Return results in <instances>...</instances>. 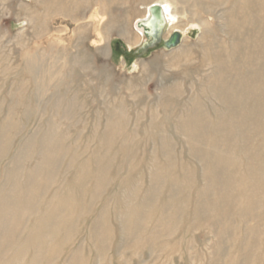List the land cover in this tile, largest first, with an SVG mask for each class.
<instances>
[{
    "label": "rangeland",
    "instance_id": "rangeland-1",
    "mask_svg": "<svg viewBox=\"0 0 264 264\" xmlns=\"http://www.w3.org/2000/svg\"><path fill=\"white\" fill-rule=\"evenodd\" d=\"M152 1L0 0V264H264V0Z\"/></svg>",
    "mask_w": 264,
    "mask_h": 264
},
{
    "label": "bare ground",
    "instance_id": "bare-ground-1",
    "mask_svg": "<svg viewBox=\"0 0 264 264\" xmlns=\"http://www.w3.org/2000/svg\"><path fill=\"white\" fill-rule=\"evenodd\" d=\"M153 4L160 5L162 12L161 13L162 20L157 21L152 19L150 7ZM178 15H179V10L177 8H174L173 4L170 3L169 0H155L146 5L144 13L139 18L138 28L141 31L142 35H148L149 37L156 38V36L157 37L161 36L163 28L167 25L169 27L168 34H171V32L174 31L181 32L182 37L186 39L187 32H190L191 28H184L182 21H179L177 18ZM124 32L127 36L131 35L128 30L127 31L125 30ZM133 38H134L133 44H138L139 39L136 37Z\"/></svg>",
    "mask_w": 264,
    "mask_h": 264
},
{
    "label": "water",
    "instance_id": "water-1",
    "mask_svg": "<svg viewBox=\"0 0 264 264\" xmlns=\"http://www.w3.org/2000/svg\"><path fill=\"white\" fill-rule=\"evenodd\" d=\"M150 11H151L152 19L157 20V21L162 20V17H161V13L162 12H161L160 5L153 4L150 7ZM181 36L182 35L180 34V32H174V34L168 40H166L165 46L167 48H172V47L177 46L180 43ZM160 37H157V36H156V38L150 37V38L153 39V42L150 43V44L149 43L148 44H145V47L156 45V43H158L160 41Z\"/></svg>",
    "mask_w": 264,
    "mask_h": 264
}]
</instances>
